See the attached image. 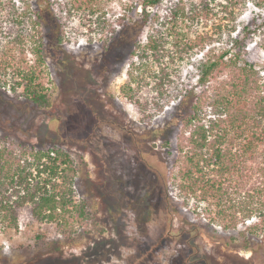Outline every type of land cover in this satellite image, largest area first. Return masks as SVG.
Returning <instances> with one entry per match:
<instances>
[{"label":"rangeland","instance_id":"obj_1","mask_svg":"<svg viewBox=\"0 0 264 264\" xmlns=\"http://www.w3.org/2000/svg\"><path fill=\"white\" fill-rule=\"evenodd\" d=\"M13 1L24 6V0ZM136 1L100 0L92 13L71 10L68 0H52L64 26L62 42L46 49L45 65L38 64L30 38L13 45L7 26L0 30V150L59 147L69 152L80 169L76 199L89 204V212L104 230L67 237L46 229L27 212H20L17 227L4 223L0 214V264H264L263 219L254 215L247 221L241 212L237 227L228 229L229 219L218 217L219 206L180 196L172 188L171 152L182 119L191 111L180 96L196 85L194 67L202 52L177 60L164 91L151 78L150 64L140 65L136 59L132 66L127 44L121 42L108 52L105 45L112 30L120 28L125 9ZM184 1L189 6L201 0ZM176 2L167 0L160 13ZM257 12L249 4L238 19V29ZM215 22L207 21V29L200 25L192 36L213 31ZM148 31L142 33L143 41ZM228 40L225 33L221 44ZM260 42L256 37L248 51L264 78ZM30 66L49 95L46 107L19 96L22 87L13 91L14 70ZM134 73L139 76L135 81ZM229 76L219 74L210 90L228 82ZM204 107L203 123H208L210 113ZM246 142L239 140L241 169L231 188V197L248 201L245 206L253 188L264 181V143L256 142L246 152Z\"/></svg>","mask_w":264,"mask_h":264},{"label":"trees","instance_id":"obj_2","mask_svg":"<svg viewBox=\"0 0 264 264\" xmlns=\"http://www.w3.org/2000/svg\"><path fill=\"white\" fill-rule=\"evenodd\" d=\"M68 1L75 11L93 13L101 5L100 0ZM165 2L167 0H137L126 8L120 28L112 30L113 35L105 47L109 52L121 42L127 44L132 66H136V59L140 60V65L150 64L154 68L150 76L162 91L172 80L169 71L172 66L192 57L196 50L202 52L194 67L197 83L191 84L180 96L181 104L191 105V111L182 119L181 133L171 152L175 168L171 175L172 188L180 196H194L198 201H208L209 206H219L218 217L229 219L225 224L228 229L237 227L241 212L247 221L254 215L264 220V181L262 186L253 188L249 205H244L248 201L231 197L235 174L241 169L239 140L247 141L246 152L251 151L256 142L264 143V78L256 70L248 51L256 37L261 40L257 49H264V0H201L189 6L184 0H177L161 14L159 9ZM215 4L218 10L213 8ZM249 4L258 12L238 29V19ZM54 8L52 0H24V6L13 0H0V30L7 26L13 45L30 38L36 46L39 65L46 64L49 44L62 42L64 24ZM211 20H216L213 31L192 36L200 25L207 29V21ZM146 29L149 31L143 41L140 37ZM225 33L229 40L221 44ZM242 60L244 63L240 65ZM226 72L230 74L229 81L210 90L212 81ZM136 74L132 75L134 81L139 78ZM13 76L17 86L13 87L15 93L22 87L19 96L27 102L39 107L50 104L36 68H16ZM131 98L134 99V95ZM204 106L211 116L206 118L208 123H203ZM79 171L71 154L59 147L21 151L4 147L0 150L3 222L17 227L20 212L24 211L46 229L60 231L67 237L78 232L88 235L104 232L89 212V204L76 199Z\"/></svg>","mask_w":264,"mask_h":264}]
</instances>
